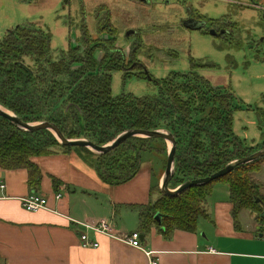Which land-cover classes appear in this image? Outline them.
<instances>
[{
    "label": "trees",
    "instance_id": "trees-1",
    "mask_svg": "<svg viewBox=\"0 0 264 264\" xmlns=\"http://www.w3.org/2000/svg\"><path fill=\"white\" fill-rule=\"evenodd\" d=\"M112 29L113 37L105 44L86 41L82 52L76 48L60 50L56 59L50 49V33L43 27L21 23L7 30L0 39V106L24 122L48 121L67 139L85 138L100 146L125 130H164L175 140L170 189L207 177L230 161L264 148V129L261 143L254 146L246 145L233 133L234 94L228 88L225 100L222 92H213L208 81L193 71L209 64L193 58L190 72H174L155 80V96H112L111 72L124 69L125 75L131 73L124 67L126 58L120 48L114 47L116 29ZM95 48L103 52L98 63L91 56ZM130 64H134L131 69L138 68L140 75H146L134 54ZM179 78L190 80L200 91L185 88L187 83L178 82ZM258 116L263 117V113L259 111ZM152 142L166 145L162 138L130 137L106 153L95 154L87 148L60 144L49 130L27 132L0 116V168L26 169L28 186L33 191L38 189L41 172L31 157L74 148L81 151L102 182L119 185L135 176L144 152L158 151ZM262 162L264 156L236 166L208 184L191 186L173 195L159 190L157 200L143 206L139 213L140 230L146 231L154 224L164 235L174 230L194 231L197 219L206 216L205 201L215 182L228 186L234 218L245 209L264 223V195L252 179ZM52 183L56 187L59 181L53 177ZM156 213L162 215L160 223L154 220Z\"/></svg>",
    "mask_w": 264,
    "mask_h": 264
},
{
    "label": "crops",
    "instance_id": "crops-1",
    "mask_svg": "<svg viewBox=\"0 0 264 264\" xmlns=\"http://www.w3.org/2000/svg\"><path fill=\"white\" fill-rule=\"evenodd\" d=\"M236 5L257 7L240 1ZM182 16L169 26H178ZM30 160L41 172L36 191L28 186L26 169L0 168V264H150L146 251L153 252L157 264H264V223L245 209L234 218L229 188L222 182L212 185L206 216L197 219L194 231L164 235L154 224L140 230L139 213L159 197L165 168L155 151L144 152L135 176L119 185L102 182L74 148ZM262 167L264 162L259 172ZM53 177L59 181L56 187ZM32 192L46 198V207L23 208L21 199ZM101 220L109 222L114 235L85 226ZM132 231L139 232L141 248L124 239ZM81 233L98 246L82 247Z\"/></svg>",
    "mask_w": 264,
    "mask_h": 264
},
{
    "label": "rangeland",
    "instance_id": "rangeland-1",
    "mask_svg": "<svg viewBox=\"0 0 264 264\" xmlns=\"http://www.w3.org/2000/svg\"><path fill=\"white\" fill-rule=\"evenodd\" d=\"M230 1L150 0L149 6L135 0H0V39L18 24H37L50 33V49L56 59L60 50L76 48L82 52L87 42H103L107 33L100 32V24L108 16L110 27L116 29L114 47L122 50L126 58L124 67L131 71L127 75L124 69L111 72L112 96H155L158 93L155 80L174 72H190V58H193L209 64L193 71L195 76L208 81L213 92H222L225 100L229 89L234 94L233 133L246 145H255L261 143L264 129V0ZM238 1L254 3L257 7L240 9L236 5ZM188 10L216 22L217 30L227 29L228 36L169 26L170 21ZM127 30L136 33L128 31L130 34L125 38ZM131 52L143 65L145 76L140 75L138 68L131 69L134 66L130 64ZM91 56L98 63L103 52L95 48ZM25 62L32 65L29 59ZM180 80L187 83L185 88L200 91L190 80ZM259 111L263 117L259 118ZM151 145L165 162L167 152H163L169 144L152 142ZM252 178L259 185V193L264 195V167Z\"/></svg>",
    "mask_w": 264,
    "mask_h": 264
},
{
    "label": "water",
    "instance_id": "water-1",
    "mask_svg": "<svg viewBox=\"0 0 264 264\" xmlns=\"http://www.w3.org/2000/svg\"><path fill=\"white\" fill-rule=\"evenodd\" d=\"M139 1L147 3L148 0H139ZM263 19H264V16H263ZM210 34H212L213 36H216L215 31H210ZM0 116L7 118L16 127L24 131H27V132H33L39 129L49 130L50 132H52V134L54 135V137L60 144L66 145V146H72V147L87 148L88 150H90L91 152L95 154L106 153L107 151L117 147L118 145H120L122 142H124L126 139L130 137L162 138L163 140H165L166 143L169 144V147L167 148L165 168H164V171L162 173V176L160 178V183H159L160 192L164 195H173L191 186L208 184L218 179L219 177L224 176L226 173L231 171L234 167L250 163L264 156V148H261L246 157H242V158H238L233 161H230L222 169L218 170L215 173H212L211 175L207 177L192 179V180L183 182L182 184L178 185L174 189H170L168 187V183L174 173L175 140L171 134H169L168 132L164 130H140V129L125 130L119 133L116 137H114L107 144L100 146V145L94 144L93 142L85 138L67 139L63 136V134L57 128L56 125L48 121L31 122V123L24 122L19 117L15 116L12 112L2 108L1 106H0ZM161 218H162V215L160 213H156L154 215V220L157 223H160Z\"/></svg>",
    "mask_w": 264,
    "mask_h": 264
},
{
    "label": "built area",
    "instance_id": "built-area-1",
    "mask_svg": "<svg viewBox=\"0 0 264 264\" xmlns=\"http://www.w3.org/2000/svg\"><path fill=\"white\" fill-rule=\"evenodd\" d=\"M0 187H4L3 184L0 185ZM60 194H55L56 198H60ZM21 205L23 206V208H25L28 211H35L38 210L40 208H44L47 205V200L46 198L38 195L35 192L29 193L27 196H25L24 198L21 199ZM87 228L92 229L93 231H98V232H102L105 234H109V235H114L112 233L111 230V226L109 224V222L101 220L99 221L97 224L95 225H89L86 224L85 225ZM263 232H264V228H263ZM80 239V244L82 247L84 248H94L97 247L98 244L95 241H91L86 233H81L79 236ZM124 239L133 247H137V248H141V241H140V234L138 231H132L130 233H128ZM146 254L149 258H151L150 264H157L155 260H152V255L153 252L152 251H146Z\"/></svg>",
    "mask_w": 264,
    "mask_h": 264
},
{
    "label": "flooded vegetation",
    "instance_id": "flooded-vegetation-1",
    "mask_svg": "<svg viewBox=\"0 0 264 264\" xmlns=\"http://www.w3.org/2000/svg\"><path fill=\"white\" fill-rule=\"evenodd\" d=\"M135 1H139V0H135ZM149 1L150 0H148L146 4H149V6H150ZM105 11H107V10H105ZM109 20L110 19H109L108 16H104L103 21L100 24V32L107 33V37L106 38L103 37V44L106 43V40L108 38H111V36L109 34H111L113 29H112V25H111V27L109 25ZM262 21L264 22L263 18H262ZM214 23H216V22H213L212 20L208 21V20H205V18L203 16L195 15L191 10H188L187 13H185L184 16L179 18V26L182 29L197 30V31H200L202 33H209V34H210V31H215L216 36L217 35H222V34H224V35L226 34L227 35L229 33V31L227 29L219 28L217 30ZM8 30H10V29H8ZM128 31H130L131 33H136L134 30H127V31L124 32V37L125 38L128 36V33L130 34V32H128ZM112 37H113V35H112ZM137 46H139V45H136V47ZM120 51L122 52L121 49H120ZM133 54L131 52V56L130 57L133 58Z\"/></svg>",
    "mask_w": 264,
    "mask_h": 264
}]
</instances>
